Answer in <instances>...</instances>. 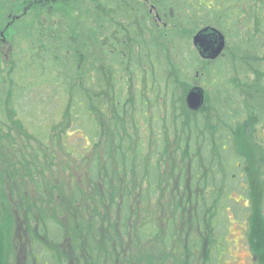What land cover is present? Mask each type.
Returning a JSON list of instances; mask_svg holds the SVG:
<instances>
[{"label":"trees","instance_id":"1","mask_svg":"<svg viewBox=\"0 0 264 264\" xmlns=\"http://www.w3.org/2000/svg\"><path fill=\"white\" fill-rule=\"evenodd\" d=\"M127 1L0 0V30L5 25L7 15H22L24 8L28 12L23 13V19L33 12V24L37 25L33 31L24 30L21 37L23 44L16 50L5 54L0 48V130L6 129L5 116L9 114L12 120L15 119L20 131L49 150L48 144L53 140V132L61 125V150L73 161L72 153L67 151L70 147L78 149L79 154L75 158L83 163L81 172H74L75 169L67 179L73 203L88 200L95 210L98 199L118 200L124 231L134 223L132 217L136 204L140 214L145 217L159 187L183 184V190L177 193L174 189L164 187L166 190L162 191L163 194L166 192L170 196L162 197L160 202L167 201V205L163 204L167 215L163 217V212L157 215L156 211H149L150 218L142 219L137 229L139 239L141 238L137 242H155L158 258L164 260L174 253L175 241L184 240L187 243L182 245L183 250L192 248L191 239L187 242L186 237L189 224L196 223V220L204 224V216L207 215L205 225L209 232H214V227L221 218V214L216 211L223 207L220 200L226 189H233L230 183L235 175L229 176L228 173L237 169L235 166L227 168L226 164L239 157L235 152L243 150L235 149L234 138L238 135V124L234 122L237 115L232 113L234 110L231 104L215 127L211 128L216 130L215 134L212 131L209 136L208 130H204L207 129L204 118L199 117L202 111L191 112L186 101L185 104L183 101V106L187 108L183 113L188 111L189 118H179L175 127L178 133L175 149H171L174 145L168 139L170 134L164 133L163 128L153 129L152 142L145 141L140 132L131 134L129 120L147 126L146 115L145 120L135 118V113L147 114L146 102L142 99L138 103L135 101V95H140L136 91H142L139 80L145 87L148 86L144 75L155 71L159 62L164 60V54L174 40L173 32L176 30H181V35L184 34V29L189 34L191 31L195 34L198 27L213 26L226 34L228 45L230 40L237 39L244 26L252 24L254 35H247L246 41L242 37L237 45L241 51L255 49L258 54L251 56V59L261 60L259 57L264 56V53H260L264 46V0H156L162 17L168 19L169 27L160 32L146 30L142 38H136L132 28L125 26L129 9ZM41 12L43 15H40ZM92 20L96 21L94 27ZM188 49V45H185L186 53L183 51L179 59L180 69L174 70L169 77L178 79L186 87L187 80L182 76L193 77V80L208 79L219 90L218 96L227 93L229 99L236 95L227 83L229 71L224 70L221 58L205 62L200 59L195 48L189 57ZM249 72L256 73L251 69ZM228 80L230 81L229 77ZM150 90L154 89L147 87L144 90L147 96L151 95ZM109 103L112 105L111 118ZM218 105V108L224 106L220 103ZM155 106L154 110L157 112L170 107L160 105V102ZM204 108L205 103L202 109ZM256 116L259 122L264 121V108L257 109ZM152 121L159 123L158 115H154ZM201 127L203 132L199 130ZM70 134L76 135L80 140L76 146L68 143ZM96 145L100 146L99 150L94 149ZM33 151L35 154H29L30 159L44 154L40 153L41 149ZM17 154L19 160H28L27 156ZM5 162L1 161L0 164ZM29 170L32 180H37L38 176L46 175L47 168L44 166L43 171L38 167L37 170ZM191 174L194 186H200L197 194L199 206L195 209L205 215L191 221L185 217L179 220L177 213L180 216L184 209L180 207V202L184 201L185 205L186 200H189V193L184 187ZM26 178L21 174L7 177L0 173V187L15 192L19 189L24 193L21 186ZM123 178L126 181L124 186ZM214 187L218 189L216 194L213 193ZM88 189H99V192L94 197H85ZM205 198L207 202L204 201ZM22 199L19 209L28 212L30 207H36L28 198ZM4 204L5 201L0 197V235L5 234V228L12 219L10 206L4 207ZM209 207L211 213H207ZM151 208L154 209L153 204ZM94 210L91 213H95ZM43 214L41 220L45 222L46 218L50 219V229L55 231L53 235L58 238L57 229L53 226H58L56 218L47 212ZM159 215L164 224L169 222L162 229L157 225ZM260 223L262 224L259 222L256 225L259 232ZM183 250L177 255L184 256L186 252L183 253ZM47 258H50V253ZM163 260L157 263H162Z\"/></svg>","mask_w":264,"mask_h":264},{"label":"rangeland","instance_id":"2","mask_svg":"<svg viewBox=\"0 0 264 264\" xmlns=\"http://www.w3.org/2000/svg\"><path fill=\"white\" fill-rule=\"evenodd\" d=\"M62 1L65 2L67 0ZM23 11L22 15L28 12L26 8H24ZM20 14L21 13L7 15L5 18V25L0 30V48L2 49L1 52H5V54L10 53L11 50H16L19 45L23 44L21 37L23 36L24 30L33 31L37 26L33 24V12L24 19ZM40 15H43L42 12ZM180 32L181 30L173 32L174 37H172L174 40L171 41L168 51L164 54V60H162L161 63L159 62L155 71L153 70L151 73L144 75L147 79V87L154 89L150 90V96H147V93L144 92L147 87L139 80V87L142 91H136V93H140V95H135V101L138 103V101L142 99L146 102L147 114L135 113V118L136 120H145L144 117L146 115L147 126L138 121L132 122L133 120H131V124L129 120L128 125L130 127V133L135 134V132H140V136H142L145 141L152 142L153 137L151 135L153 129L156 127L163 128L164 133L170 134L168 139L170 143L174 145L171 149H175L177 147L175 143L178 137L175 127L178 125L177 123L180 117L186 118V120L189 118L188 111L183 113L185 109L187 110V108L183 106V101L185 104L186 94L190 87L195 84L205 89L207 95L205 108L201 110L202 112L199 113V117L204 118L207 124V129L204 127V130H208L209 136H211L210 133H212V131L215 134L216 130L211 128L215 127L218 120L221 119L220 117L224 115L227 106L230 104L231 108L234 110L232 113L237 115L234 120L235 124H238L237 126L244 124L249 132L250 130H257L258 127H254V122L258 121V117L256 116L257 109L264 108V56L261 55L259 57L261 60L251 59V56L258 54V52L255 49L251 51H241L237 45L241 42L242 37L243 41H246L245 37L247 35H254L252 24L244 26L241 32H239L240 34L237 39L230 40L224 51V55L220 59L224 65V70L228 69L229 71L227 74V83L233 88L231 91L236 94L235 96L229 97V99L227 98V93L218 96L219 90L211 85L208 79L198 78L197 80H193V77L187 78L186 76H182V78L187 80L188 84L186 87L181 85L178 79L169 77L174 70L180 69L181 65L179 59H181L183 51L186 53L184 50L185 45H188L189 49L187 54L189 57H191L192 49H194L192 45L194 31H191L192 33L189 34L187 33L188 31L184 29V34L182 35ZM260 53H264V46H262V51ZM160 64H162V66ZM145 69L147 70V67H145ZM249 69L256 73L251 74ZM244 87L246 88L244 89ZM160 94H162V96ZM160 98L161 101H159ZM159 102L160 105H170V107L168 110L165 108V110L157 112L154 109L156 107L155 105L159 104ZM218 103L224 106L218 108ZM34 111H36V108H34ZM108 112L109 118H111L112 105L110 103ZM154 115H158L160 119L159 123H154L152 121ZM5 117L7 127L4 131L0 130V163L1 161L2 163L3 161L6 162L5 164H0V173L7 177L14 176V174H21L27 176V178L21 186L24 193L20 192L19 189L15 192L12 190L9 191L6 187H0V197L5 201L4 207L10 206V216L12 218L11 221L9 220V225H5L7 226V228H5V234L2 236L0 235V264H24V254H26V249H28V235L25 234L23 228H21V215L25 213V210L22 208L19 209L22 205V202H20V200H23L22 198H28L30 202L36 204L37 210H40L41 218L44 216L41 209L53 215L61 222V227L63 225L64 228H68L69 232L67 231V237L72 235L71 237L74 239L79 233V228L76 233L73 228L74 226L71 227L74 218L77 217L80 222L85 218L90 219L91 212L94 209L91 207V203L88 200H84L79 204L73 203L72 201V197L69 193L71 190L69 188L70 184L67 182V179L69 178V174L75 169L76 171L74 172L78 171L80 173L83 163L80 159L75 158L79 154L78 149L70 147L67 151L68 153H72L71 158L73 161H70V158L66 157L61 150V125L58 124L59 126L54 130L53 140L52 142L49 141L48 150L46 146H43L40 142L32 141L31 138L29 139L28 136L20 131L15 119H11V115L7 114ZM199 130H202V132L204 131L202 127ZM238 130L239 129L236 130V133ZM250 134L251 133L245 134L243 131L241 134H238V141L236 140V144L243 150L239 153L245 156L244 165L247 167L245 176L242 178L239 177V169H232L228 173L229 176L235 175V179L233 178L230 183L233 189L227 187L228 189L224 191L220 200V203H223V207L222 209L216 210L218 214H221V218L219 222L216 223L213 233L209 232V229H207L205 225L207 222V215L203 214V212H198L199 209H195L199 206L197 202V193L199 191H196L194 195H192V193L189 194L188 201L190 206L187 210V219L190 221L196 218L201 219L200 217L205 215L204 224L198 223L196 220V223L192 225L189 224L190 229H185L187 230L186 241L189 242L191 239L190 246H192L191 250L187 251V256L177 255L178 252L183 250L182 245H187V243L184 240L175 241L174 248L176 258L174 256V259L177 262L180 261V264H201L202 258L205 259V264H264V136L261 140L255 137V140L254 135L250 136ZM79 141L76 135H69L68 143L71 146H76ZM3 143L4 146L2 147L1 144ZM84 148L87 147L84 146ZM99 148L100 146L98 147V145L94 147L95 150H99ZM33 149H41L40 153L43 152L46 156H43L44 154L42 153L43 155L40 157L30 159L29 154H35ZM92 152L93 154L95 153V151ZM17 153L27 156L28 160H19ZM235 160L236 159H231L227 162V168L237 167ZM36 166L42 171L45 166V168H47L46 175L44 177L38 176L37 180H32V173L29 168H36L37 170ZM172 170L175 171V169ZM227 171H229V169H227ZM226 180H224V182ZM244 180L248 183L246 189H243L240 185ZM18 181H20V179ZM125 182L123 178L122 186H124ZM174 186L175 185L163 186V188L159 187L154 202H151L154 209L151 208L150 205L149 207L151 209L149 207L147 208L148 213L145 214V217L143 214H140L136 204V210L132 217L134 223L128 226L127 231L122 229L119 201H112L109 198L98 199L97 206L94 204L96 209L94 210L95 213L92 218L93 222H95L94 230L102 234H110L114 233V231L115 233L117 232V234L129 233L130 235H134L135 233L134 237H136V235L139 234L137 232L138 226L143 221L142 219L150 216L151 213H149V211L154 210L157 215L163 212V217L167 215L166 207L163 208V204L167 205V201L164 200L160 202V200L162 197H169L170 195L166 192L163 194L162 191L173 189ZM164 187H166V189ZM174 188L177 189L178 187L175 186ZM213 189V193L216 194L218 192L217 187ZM98 192L99 189H94L93 191L88 189L85 191V197H94ZM205 192H207L206 188ZM182 194H184V192H182ZM202 194L203 193H201V196ZM204 201L207 202L208 200L205 198ZM17 205H19V207ZM207 209V213L212 212L210 207ZM192 210L193 214L191 213ZM29 211L35 213L32 207H30ZM177 215L180 217L179 213H177ZM180 215H182V217L185 215L183 210H181ZM213 221L214 218L212 222ZM259 222H262V224L260 223L261 232L256 229V225L259 224ZM168 223L169 222L164 224L159 215L157 220L159 228L162 229V227H166ZM125 238L126 237H124V244H128V252L130 253L132 252V246L137 241H127V238ZM66 245L67 242L65 243V246ZM148 246H151L149 249H154L156 243L154 242L152 245L149 244ZM199 248L203 250L204 257L197 252ZM59 249L61 250V246ZM147 257L148 250L144 248L142 258L140 257V263L149 264Z\"/></svg>","mask_w":264,"mask_h":264},{"label":"flooded vegetation","instance_id":"3","mask_svg":"<svg viewBox=\"0 0 264 264\" xmlns=\"http://www.w3.org/2000/svg\"><path fill=\"white\" fill-rule=\"evenodd\" d=\"M129 9L127 10V19L125 21V26H129L133 30V34L136 36V38H142L143 33L146 30L149 31H155L160 32L162 29H167L169 27L168 19L165 17H162L161 9L159 7V4L156 2V0H128L127 4ZM93 27L96 25V21L92 20ZM208 26V25H207ZM206 27V26H204ZM204 27H198L196 29L200 31ZM218 29V28H217ZM221 31V30H220ZM226 38V47H227V36L226 34L221 31ZM127 41L129 42V32H127ZM194 36V35H193ZM192 45H193V37H192ZM194 47V46H193ZM225 47V49H226ZM195 48V47H194ZM197 51V50H196ZM225 51V50H224ZM198 54V52H197ZM199 56V54H198ZM200 57V56H199ZM222 57V56H221ZM220 57V58H221ZM201 60L205 62H210L209 60H204L200 57ZM219 59V58H218ZM197 84L190 87L193 88ZM200 86V85H198ZM189 89V90H190ZM205 92V90H204ZM188 93V92H187ZM187 95V94H186ZM205 100H206V92H205ZM186 101V97H185ZM202 109V108H201ZM191 111L193 113H198L201 111ZM254 127H258L257 130H249L247 129L244 124H241L237 126V134H241L242 131L247 133H251L250 136L254 135V139H262L264 136V121H256L254 122ZM237 124V123H236ZM238 135L236 136V139L234 138V143L236 145L235 149H240L237 144ZM256 137V138H255ZM238 141V140H237ZM226 148V146H225ZM234 149V147H233ZM239 157L236 159V166L237 169L240 170L239 177H244L246 172V165H244V155L241 153L235 152ZM194 177L189 175L187 179V185L184 187L185 190L188 191V193H192V195L195 194L196 191L200 190V186H194L193 183ZM243 189L247 188V181L244 180L240 184ZM178 187L175 189L174 187ZM173 187L175 192L177 193L179 190H183V185L181 183H177ZM199 193V192H198ZM197 193V194H198ZM188 194V196H189ZM198 202V200H197ZM153 203V202H152ZM177 203V202H176ZM184 201L180 202V207L184 208L183 212L186 214L183 217H188V209L190 206V203L188 200H186L185 205H183ZM249 204V203H248ZM19 206V205H17ZM35 210V213L26 212L21 215L22 222H21V228H23V232L28 235V249H26V254H24V264H141V256L142 252L144 251V248L148 250V257L147 260L149 264H176L177 261H175L174 256L176 258L175 250L170 257H165L163 260L162 258H158L159 253L157 250L149 249V244L152 245V243L147 242H136L132 246V252H128L129 246L128 244H124V237L127 238V241L129 240H141L139 239V234L134 237V235H130L129 233H110V234H102L100 232H97L94 230L95 222H93L92 218L94 217L91 213L90 219H83L82 222L78 220L77 217L74 218L73 222L71 223V227L75 229L77 233V229L79 228V233L76 235V238H72L71 236L67 237V231L69 232L68 228H64L63 225L61 227V222H59L57 219L58 226L53 225L57 229L56 235H58V238H55L53 235L55 231H51L50 229V219L46 218L45 222H43V219L41 220V213L40 210H37V208H33V211ZM42 214L46 213L43 209H41ZM48 213V212H47ZM193 214V210L191 212ZM191 214V215H192ZM182 218V215H180V219ZM2 236V235H1ZM208 236V235H207ZM90 237V238H88ZM125 238V239H126ZM56 239H60L57 241ZM153 239H151L152 241ZM67 242V245L65 246V243ZM139 243V244H138ZM61 246V250L59 247ZM144 246V247H142ZM190 248L184 249L183 253L187 251H190ZM197 252H199L200 255H203L204 252L202 249H198ZM50 253V258H47V254ZM184 254L187 256V254ZM46 258H45V257ZM162 261V263H157V261ZM61 261V262H60ZM204 261V262H203ZM58 262V263H57ZM205 259H201V264H205ZM22 264V263H21Z\"/></svg>","mask_w":264,"mask_h":264},{"label":"water","instance_id":"4","mask_svg":"<svg viewBox=\"0 0 264 264\" xmlns=\"http://www.w3.org/2000/svg\"><path fill=\"white\" fill-rule=\"evenodd\" d=\"M193 45L204 60L215 61L223 55L226 47L225 35L216 27L206 26L193 36ZM205 103L204 89L198 85L186 95V104L191 111H199Z\"/></svg>","mask_w":264,"mask_h":264}]
</instances>
